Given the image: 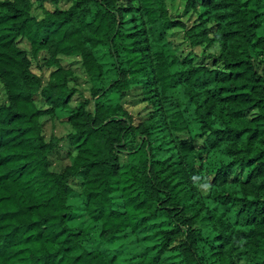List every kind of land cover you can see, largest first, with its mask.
<instances>
[{"label": "trees", "instance_id": "16d2710c", "mask_svg": "<svg viewBox=\"0 0 264 264\" xmlns=\"http://www.w3.org/2000/svg\"><path fill=\"white\" fill-rule=\"evenodd\" d=\"M46 1L0 0V264H264V0H192L190 25L166 0ZM173 28L218 52L179 56ZM60 57L92 81L78 105ZM137 85L151 105L138 123L121 104ZM59 111L69 132L46 139L41 118ZM74 195L88 226L69 224ZM137 232L140 252L88 245Z\"/></svg>", "mask_w": 264, "mask_h": 264}, {"label": "rangeland", "instance_id": "374dc122", "mask_svg": "<svg viewBox=\"0 0 264 264\" xmlns=\"http://www.w3.org/2000/svg\"><path fill=\"white\" fill-rule=\"evenodd\" d=\"M192 0H166L167 7L169 13L177 19H181L187 24H192L194 20L197 18L198 12H200L201 7H199L195 11L193 8L189 6V3ZM200 2V0H196ZM33 8L31 9L34 15L41 16V10L37 7L36 3L33 2ZM44 7L52 9L53 7L58 8H67L70 5L69 0H59L58 3L53 4L51 2H44ZM167 38L172 42L177 54L179 56H184L189 54L194 62H210V58L206 57L208 53H217L218 48L216 44H207L204 47L196 46L191 47L187 40L183 35V31L180 28H173L167 32ZM19 45L24 48H28L23 41H20ZM99 56L101 60L109 65V58L107 57V48L105 46H101L99 49ZM205 50V51H204ZM30 56L31 69L34 73L41 76L42 80L45 82L50 74V72L54 69V67H49L47 65L46 54L44 52H39L37 57ZM63 66L70 67L72 69V76L69 81V85L75 88V93L71 97L70 105H78L79 102L87 99L89 97L90 88L92 87L91 79L85 74L83 66L81 64V59L79 57H60L59 61ZM110 76V73H108ZM1 91V86H0ZM1 93V92H0ZM108 98L112 101H116V95L111 93ZM40 103V102H39ZM38 103V104H39ZM121 104L133 115L135 122H142L146 120L150 114L151 105L143 100L141 96V90L139 86H134L130 91L126 93V95L121 99ZM89 109H91V103L87 105ZM67 111H59L58 115L55 117L44 116L41 118L42 121V129L43 133L48 139L52 134L56 136H64L69 132V126L64 122ZM196 132L194 130L192 133ZM188 133H179L184 139L188 138ZM67 142L62 141L60 143V148L57 151H54L50 156V168L55 171H60L64 168V166L69 163V157L66 152L64 146H66ZM208 182V179H207ZM202 192H206L208 187L206 183H202L200 185ZM68 202L73 207V219L69 221L71 226H88L90 223L87 218L85 211L83 209V205L81 204V199L79 196L74 195L70 197ZM146 232H137L136 236L121 234L108 242H92L93 239L88 240V245L92 247L97 246H107L110 249H115L122 246H131L133 252H140L143 250L145 242L140 239L145 236ZM140 240V241H139ZM200 248L204 249L205 247L200 244ZM167 254H175L167 253ZM166 254V255H167Z\"/></svg>", "mask_w": 264, "mask_h": 264}]
</instances>
